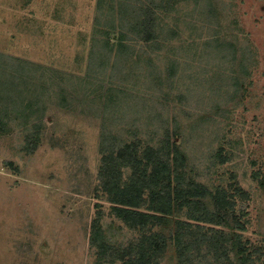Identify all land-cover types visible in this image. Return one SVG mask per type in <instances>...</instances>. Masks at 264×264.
<instances>
[{"label":"rangeland","instance_id":"374dc122","mask_svg":"<svg viewBox=\"0 0 264 264\" xmlns=\"http://www.w3.org/2000/svg\"><path fill=\"white\" fill-rule=\"evenodd\" d=\"M140 1L156 12L158 39L134 30L117 54L122 8ZM159 1L0 0V264H124L154 233L168 241L160 264H179L173 235L191 220L186 208L174 198L172 213L146 232L112 213L100 176L104 136L138 146L143 163L121 167V187L158 160L173 176L177 144L180 182L206 186L212 208L217 187L241 188L242 241L264 263V0ZM145 197L152 209L148 188ZM96 203L125 260H99L90 241ZM209 249L194 247L192 264H224Z\"/></svg>","mask_w":264,"mask_h":264},{"label":"trees","instance_id":"16d2710c","mask_svg":"<svg viewBox=\"0 0 264 264\" xmlns=\"http://www.w3.org/2000/svg\"><path fill=\"white\" fill-rule=\"evenodd\" d=\"M166 1L169 0H160L158 6H164ZM130 5H125V8H122L121 28L118 30V35H114L113 44L117 54H121L120 52L131 47L130 43H127L129 32L135 33L138 30L136 31L138 36L146 42H153L158 39L155 27L156 12L151 5L141 1L136 2L135 5L134 3ZM124 10H136L137 15L130 18V13L123 14ZM130 19L133 20V23H128ZM128 25H131L132 29ZM215 41L218 42L219 40ZM1 123L3 121L0 120ZM103 138L104 144L101 146V150L104 152L102 157L104 164L100 168V176L103 185L111 195V212L118 218L131 228H138L146 232L151 230L153 225L164 222L166 215L172 213L173 200L177 198L176 201L181 200L178 204L179 207H185L186 214L191 219L179 220L173 235L179 264H192L193 248L197 246L200 248L204 243H208L209 250L214 257L224 261V264H256L255 259L251 258L250 248L242 241V234L246 230V219L241 221L242 217L235 208L236 199L234 197L237 195L246 196V194L239 192L241 188L236 193H230L228 189L222 186L217 187L212 196L214 199V208H212L205 200L210 193L206 186L192 179H189L188 183L180 182V176L185 172L178 166L181 162L185 166L186 159L177 144H175L173 151V160L175 161L173 176L170 162L169 165H163L162 161L158 160L157 162L154 161L153 172L148 173L147 167H144L140 173H135L132 179L121 187L119 177L121 167L134 162L139 165L143 163L136 158L138 146L135 142H130L123 143L121 147H118L115 141V143L108 141L106 136ZM107 145L109 146L107 147ZM36 147L34 136H30L25 148L28 151H34ZM148 150H151V147H148ZM217 155L221 157L222 161L226 159V156L220 151L217 152ZM172 180L176 182L173 187L171 185ZM147 188L150 189L151 201L154 203L151 205L152 209H145L143 206L147 201L145 197ZM242 212L245 214V210ZM104 215L105 211L102 205L96 203L90 223L91 244L96 246L97 255L102 263L125 260L127 250L123 251L120 247L111 245L107 240V231L102 223ZM167 246L168 241L164 236L156 233L145 234L138 255L129 256V260L124 261V264H160ZM232 251L238 256L239 263L234 262L230 257Z\"/></svg>","mask_w":264,"mask_h":264}]
</instances>
